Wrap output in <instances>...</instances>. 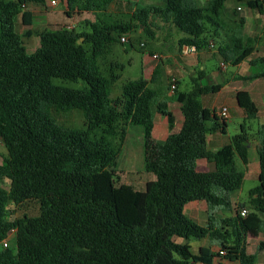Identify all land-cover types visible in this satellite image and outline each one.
I'll return each mask as SVG.
<instances>
[{"label": "trees", "instance_id": "trees-1", "mask_svg": "<svg viewBox=\"0 0 264 264\" xmlns=\"http://www.w3.org/2000/svg\"><path fill=\"white\" fill-rule=\"evenodd\" d=\"M46 1L0 0V138L8 150L0 163V232L6 227L17 230V249L9 264H213L217 257L223 264H256L247 238L264 230V125L258 146L259 183L250 189L249 200L238 204L235 216L216 228L199 225L185 213L193 200L229 208L231 194L242 188L245 174L235 157L246 150L252 136L246 122L260 112L250 92L235 94L245 112L241 132L213 152L206 147V135L227 134L228 122L200 98L220 92L222 84L202 86L194 79L191 90L176 91L184 122L175 133L174 112L149 80L130 78L113 98L112 80L103 70L106 55L123 34L142 28L154 39V19L174 25L183 34L181 46L201 49L210 30L217 35L224 28L228 0H207L204 6L196 0L137 3L127 21L109 10L121 0H68L70 8L77 5L80 12H91L94 20L87 19L80 30L44 29L39 33L40 46L29 54L17 25L19 20L34 24L28 5ZM238 1L264 15V0ZM243 30L241 18L231 31V43L219 46L220 53L232 65L249 60L261 67L238 78L264 77V57L251 58L256 48L245 44ZM24 35H31L30 28ZM114 69L112 63L117 80ZM155 72L151 81L157 83ZM55 78L82 85L57 84ZM53 108L83 110L85 125L70 128L59 123L51 114ZM155 113L167 117L171 133L157 142L158 158L145 163L155 179L138 190L121 181L117 159L129 127L142 126L149 137ZM201 158L213 160L216 169L198 171ZM3 179L9 180V188ZM33 200L39 204V214L11 217V204ZM243 207L249 210L246 216L240 214ZM206 237L217 240L225 254H215L210 247L195 254L188 243L176 241ZM0 264L5 263L0 259Z\"/></svg>", "mask_w": 264, "mask_h": 264}, {"label": "crops", "instance_id": "crops-1", "mask_svg": "<svg viewBox=\"0 0 264 264\" xmlns=\"http://www.w3.org/2000/svg\"><path fill=\"white\" fill-rule=\"evenodd\" d=\"M202 1V2H201ZM200 6H204L207 0H201ZM229 1V0H228ZM227 1V2H228ZM48 3V1H46ZM46 3V4H47ZM235 3H240V1L236 0ZM67 4L63 9V12H66L69 19L71 20V16L67 12H70V7ZM241 6L238 5L237 8ZM242 7V6H241ZM248 7L247 5L244 7ZM233 8L232 6H228L226 3V8L224 9V15H228V10ZM236 8V9H237ZM243 7L241 9H237L235 12V18L238 20L237 24L240 22V19H244V30H243V38L244 42L247 45H252L256 48V51L253 53L251 58H255L257 56L264 57V49H259L257 44L255 43L257 40V34H252L251 32L264 33V15L260 13L258 10L248 7V17L243 13ZM223 15V16H224ZM68 20V21H70ZM94 20V18H92ZM73 24V23H72ZM223 29V28H222ZM221 29V30H222ZM230 32L227 36V41L225 44L229 45L231 43ZM214 31L210 30L209 34H207V44L203 46L201 49L196 48L194 51H189V47L187 45H180V38L178 40L177 48L173 45L170 48H167L165 44L161 46L155 45L153 48H149L143 52L144 55V63L142 75L146 80H149L150 85L155 87L158 90V97L160 100L166 99L169 105V108L174 112L175 116V125L173 131L175 133L180 132L183 126L184 117L182 112L181 103H179L176 99V91H189L193 87L194 79H198V82L202 86L212 85V84H222L223 88L217 93H206L201 96V101L204 106L209 107L211 109H217L218 113L221 107L227 106L229 108V114L227 116V122L231 119L234 113L238 114L240 118H245V112L238 105L235 94L240 90H247L250 92L253 100L258 104L260 108L259 115L257 118L264 119V77H258L252 80L249 79H241L238 78L241 76H248L255 73H249V69L245 73L241 72H231L228 74V65L231 64L230 61H226L223 55L220 53V47L217 46L215 49H210L208 47L209 43L214 41L213 38ZM222 33L218 30L217 36H220ZM159 37V34L156 35ZM252 40V41H251ZM216 43V42H215ZM221 45V44H220ZM166 50H169L170 53H166ZM229 50V49H228ZM227 50V53L229 51ZM156 53L160 55V61L154 58L153 54ZM212 57H216L219 60V64L216 69H213L211 72H207V60ZM227 62V67L223 68L222 63ZM245 63L250 65V70L252 65L249 60H246L237 66H242ZM157 68H161V72H155ZM156 74L157 83L152 82L151 79L153 74ZM139 76V77H140ZM138 77V78H139ZM173 79H175L174 83L176 85V89H172ZM189 80V82H187ZM226 88H230V97H219L222 93H224ZM219 95V96H217ZM256 118V119H257ZM264 125L262 123L260 128ZM142 127V126H141ZM143 128V127H142ZM260 128L255 131H250L252 136L249 140L250 146H247L246 150L242 153L238 154L235 157L237 166L241 169L245 178L243 180L242 188L240 192H243V185L246 182V179H259L260 176V153H259V137L261 136ZM252 130V129H251ZM143 132L145 130L143 128ZM255 132L258 133L255 135ZM129 133V131H128ZM127 133V134H128ZM143 133L144 139V163L150 160H156L159 155L157 142L159 140H163L167 137L168 134L171 133L169 127V121L166 116L155 113L154 121L152 126V132L149 137H146ZM127 137V136H126ZM231 135L229 133L222 134L219 132L208 133L206 135V147L208 150L213 152H218L225 144H227L230 140ZM197 169L200 172L213 171L216 169V164L213 160H208L206 158L198 159L197 161ZM155 179V176H150L145 180V185L148 180ZM132 184L131 182H129ZM133 186V184H132ZM252 189V188H251ZM231 205L229 208L223 207H210L208 203L204 200L199 201H190L185 206V213L187 216L192 218L194 222L199 225H215L216 228L223 227L225 221L230 220L235 216L236 207L238 208V204H244L247 200L242 201V195L231 194ZM247 208V207H246ZM227 228V226H226ZM176 241L181 243H188L191 246L192 251L196 254L201 247H210L215 254H218L220 251V245L217 240L212 239L210 237H206L203 239H183L178 238ZM264 242V230L258 236L249 235L247 238V249L250 253H255L256 251H263L264 248L262 245ZM256 254V253H255ZM264 254V253H263ZM257 255V254H256ZM264 261V260H263ZM258 262V261H257ZM224 261L217 257L215 258L213 264H223ZM264 264V263H263Z\"/></svg>", "mask_w": 264, "mask_h": 264}, {"label": "rangeland", "instance_id": "rangeland-1", "mask_svg": "<svg viewBox=\"0 0 264 264\" xmlns=\"http://www.w3.org/2000/svg\"><path fill=\"white\" fill-rule=\"evenodd\" d=\"M47 4H32L28 5L27 8L33 12L34 15V24L31 26L24 25L21 20H19V24L17 25L18 31L23 34V39L26 43L27 51L32 53L38 46H40V38L39 33L46 28L55 29L61 26H74L76 30H80L82 27L86 25L87 19L95 18L94 14L91 12H80L75 7L70 8L71 20L69 19L66 12H63L65 5L67 4V0H59V4L56 6H52L50 0H47ZM199 4L201 0H196ZM154 0H121L119 2H114L110 5L109 10L115 15L119 20L127 21L131 18L132 12L136 7V4L139 3L141 5H148L153 3ZM202 2V1H201ZM236 0H229L227 2L228 6H232L233 8L229 9L228 15L223 16L222 26L224 27L222 30L219 28L218 30L222 33L220 36H213L217 46L220 44H224L227 41L228 34L233 31V29L237 28V19L235 18V12L238 11L236 8L238 5H241L243 8L246 6L245 3H235ZM244 15L248 17V7L243 9ZM70 20V21H68ZM155 27L153 30L157 31L159 37L156 36L154 39L149 38L142 28H139L132 33H129L127 36L130 41L135 44L132 46L130 43L123 44L121 41L112 45L110 52L106 55L104 59V72L111 78L112 80V91L111 95L114 97L118 96L122 90L124 83L130 79H137L140 75H142L143 63H144V55L143 52L149 48H153L155 45L161 46L165 44L167 48H170L172 45L177 48L178 40L177 38L183 36L182 33L176 29V27L172 24H165L160 20L154 19ZM73 23V24H72ZM31 30V35H24L27 29ZM252 34H257V41L255 42L259 49H264V33L251 32ZM142 43H145L142 46ZM166 53H170L169 50H166ZM160 56V55H159ZM160 61V60H159ZM114 65V71L118 74L119 78L116 80L113 78L111 69V64ZM117 64L124 65L123 69L116 68ZM219 64V60L216 57H212L207 60V72H211L213 69H216ZM249 69V73L259 72L261 70L260 66H252L250 70V65L245 63L242 66L237 65H228V74L231 72H241L245 73ZM54 82L57 84H64L71 87H80L82 82L74 83L71 80L55 78ZM189 82V80H187ZM230 88H226L224 93H222L219 97H230ZM52 116L61 124L66 126H70V128H80L85 125V118L83 114V110L81 109H73L69 111H62L57 108H53L51 110ZM244 122V119L240 118V116L234 113L230 120H228V133L233 136L237 133L241 132V124ZM264 123L261 118L253 119L246 122V125L250 131H257L260 128V125ZM252 129V130H251ZM129 133L127 134L123 151L119 155L117 159V170L121 174V181L125 183L131 182L133 186L138 190L145 189V180L150 178V176H155L153 172H149L145 169L144 163V139H143V128L141 126H130ZM258 133L255 132V135ZM7 148L5 147L4 142L0 138V163L4 156H7ZM4 187L9 188V180H2ZM259 180L256 179H246V182L243 185V192L236 191L232 194L242 195L241 200H249V191L251 188L258 185ZM217 191V189H216ZM10 210L13 215L12 218L19 217L21 215L28 214L30 216H35L39 214V204L36 201H29L28 203H24V205L15 206L11 204ZM2 237L0 238V259L3 263L9 264L16 253V236L17 230L12 228L8 230V227L2 229L1 232ZM7 244V246H5ZM257 254V263H264V252L259 250L255 252Z\"/></svg>", "mask_w": 264, "mask_h": 264}, {"label": "built area", "instance_id": "built-area-1", "mask_svg": "<svg viewBox=\"0 0 264 264\" xmlns=\"http://www.w3.org/2000/svg\"><path fill=\"white\" fill-rule=\"evenodd\" d=\"M50 2H51V5H52V6H56L57 4H59V0H50ZM241 8H242V7L239 6L237 9H241ZM67 26H68V27H72V26H70V25H67ZM73 27H74V26H73ZM73 27H72V28H73ZM120 39H121V42H122L123 44H127V43L130 42L129 37H128L126 34H123V35L120 37ZM144 45H145V43H142V46H144ZM208 47H209L210 49H215V48H216V43H215L214 41H212V42L209 43ZM196 48H197L196 46H190V47H189V51H194V50H196ZM153 56H154V58H156V60H159V59H160V56H159L158 54H156V53H154ZM222 67H223V68H226V67H227V62H223V63H222ZM174 81H175V79H173V83H172V86H171L173 90L176 89V85H175ZM228 114H229V108H228L227 106H223V107L220 108V110H219V114H218V115H220V116L223 117V118H227ZM248 212H249V210H248V208H246V207H243V208H241V210H240V214H241L242 216H246V215L248 214ZM5 246H7V244H5ZM219 253H220V254H225V251H224V250L222 251V250L220 249Z\"/></svg>", "mask_w": 264, "mask_h": 264}, {"label": "water", "instance_id": "water-1", "mask_svg": "<svg viewBox=\"0 0 264 264\" xmlns=\"http://www.w3.org/2000/svg\"><path fill=\"white\" fill-rule=\"evenodd\" d=\"M250 145H251V144L248 142V143H247V146H250Z\"/></svg>", "mask_w": 264, "mask_h": 264}]
</instances>
